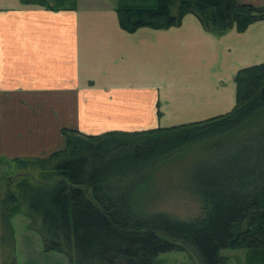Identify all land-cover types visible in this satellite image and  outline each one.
Wrapping results in <instances>:
<instances>
[{"label": "trees", "instance_id": "16d2710c", "mask_svg": "<svg viewBox=\"0 0 264 264\" xmlns=\"http://www.w3.org/2000/svg\"><path fill=\"white\" fill-rule=\"evenodd\" d=\"M22 1L48 10L77 6V0ZM115 8L128 32L177 26L190 13L217 36L264 20L263 6L239 0H115ZM235 82L236 105L225 114L133 131L67 128L63 150L15 160L41 172L39 178L25 174L16 186L20 195L8 191L2 200L8 228L22 197L41 219L44 250H74L75 264H156L160 253L172 250L191 252L197 264H228L223 249L245 251L244 264H264V63L239 70ZM249 123V131L191 168L188 188L201 199V215L186 220L149 210V188L163 164L199 137H226ZM0 238L6 239L4 232Z\"/></svg>", "mask_w": 264, "mask_h": 264}, {"label": "crops", "instance_id": "0c3cea01", "mask_svg": "<svg viewBox=\"0 0 264 264\" xmlns=\"http://www.w3.org/2000/svg\"><path fill=\"white\" fill-rule=\"evenodd\" d=\"M48 10L0 0V160H40L87 134L202 121L236 105L239 70L264 63V20L221 36L195 14L122 28L115 0ZM264 7V0H239Z\"/></svg>", "mask_w": 264, "mask_h": 264}, {"label": "rangeland", "instance_id": "374dc122", "mask_svg": "<svg viewBox=\"0 0 264 264\" xmlns=\"http://www.w3.org/2000/svg\"><path fill=\"white\" fill-rule=\"evenodd\" d=\"M78 3L84 7L92 4L90 0H78ZM180 124L186 123H177L168 127ZM250 127L251 123L243 130L229 136L207 141L204 137H199L197 141L185 147V152L179 158L163 164L156 172L149 188L148 194L151 197L149 210L165 211L186 220L201 215V199L188 188L191 168L220 145L231 142L238 138V135L249 131ZM40 172L39 165L29 164L25 167L0 160V234L4 232L6 235L4 241L0 238V264H75L74 250H71V255L44 250L41 219L38 214L31 212L26 198H19L21 210L10 219L11 228H8L5 222L7 206L2 200L6 194L14 191L19 196V189L16 186L24 175L31 173L39 178ZM31 216L37 223L32 224ZM10 230L13 232L12 235ZM244 253L245 251L236 249L222 250V254L229 257L228 264H244ZM156 260V264H197L199 259L189 251L172 250L160 253Z\"/></svg>", "mask_w": 264, "mask_h": 264}]
</instances>
